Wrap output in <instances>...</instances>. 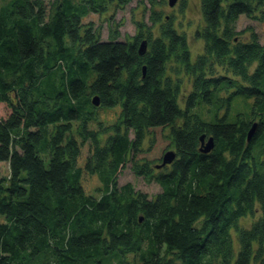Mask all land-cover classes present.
<instances>
[{
    "label": "trees",
    "instance_id": "16d2710c",
    "mask_svg": "<svg viewBox=\"0 0 264 264\" xmlns=\"http://www.w3.org/2000/svg\"><path fill=\"white\" fill-rule=\"evenodd\" d=\"M0 1V264H264V0H200L195 58L163 0L124 42L85 19L131 0Z\"/></svg>",
    "mask_w": 264,
    "mask_h": 264
},
{
    "label": "rangeland",
    "instance_id": "374dc122",
    "mask_svg": "<svg viewBox=\"0 0 264 264\" xmlns=\"http://www.w3.org/2000/svg\"><path fill=\"white\" fill-rule=\"evenodd\" d=\"M158 2L161 0H131V2L124 6L122 9H116L115 12L108 11L105 15L91 14L86 19L85 22H93L95 26H100V37L101 41H109L110 29H113L116 25L118 32V41H126L127 38L133 37L136 32L137 21H140L142 15L151 7V2ZM163 6L160 7L162 10V16H172L173 23L184 33L190 50V55L195 58L196 55L200 54L203 48V41L199 37L198 30L202 26V15L200 0H185L181 3V0H177L173 7H169L167 0H163ZM1 2V1H0ZM144 6L146 9H144ZM182 7V10H181ZM148 11L145 16V23L149 25L147 19ZM110 21L113 23L110 25ZM237 31L236 38L242 41H247L250 38L251 32L257 35L260 43L264 44V20L259 21L254 18H249L246 16H240L236 23ZM189 83L184 79L182 81V97L188 92ZM8 111V106H0V116H3ZM114 112V111H113ZM113 112L109 110L103 111V120L111 122L114 115ZM85 149L83 154L85 155ZM82 163V160L80 161ZM6 164H0L1 169L6 171ZM126 183H131L135 190L141 191L147 194L149 197L156 194L160 189L154 183H146L142 178L133 175L129 165L122 169L119 177L118 184L124 185ZM82 186L88 194H93L94 190L98 186V181L95 176H86L83 178ZM251 223L250 217H246L240 220V224L244 226H249ZM131 260V256H128ZM122 261L125 260L127 264H140L139 261H128L126 258H120ZM104 264H120L116 259L109 262L104 261ZM123 264V263H122Z\"/></svg>",
    "mask_w": 264,
    "mask_h": 264
},
{
    "label": "water",
    "instance_id": "95a60500",
    "mask_svg": "<svg viewBox=\"0 0 264 264\" xmlns=\"http://www.w3.org/2000/svg\"><path fill=\"white\" fill-rule=\"evenodd\" d=\"M177 0H167V4L169 7H173L175 4H176ZM146 51V41L143 40L141 41V43L139 44V47H138V53L139 55H143L144 52ZM142 73L144 75L145 73V68L143 67L142 69ZM92 104L94 106H98L99 105V101H98V98L97 97H94L92 99ZM255 128H256V124L254 123L251 127V129L249 130L248 134H247V140H249L252 136V134L254 133L255 131ZM204 136H201L200 137V141H201V147H200V151L203 152V153H208L211 151V149L213 148V139L211 137H209L207 139L206 142H204ZM175 158V153L170 150V151H167L163 157H162V160H161V163L156 165L155 168L159 169L165 165H169L171 164V162L173 161V159ZM142 219L140 218V221Z\"/></svg>",
    "mask_w": 264,
    "mask_h": 264
}]
</instances>
